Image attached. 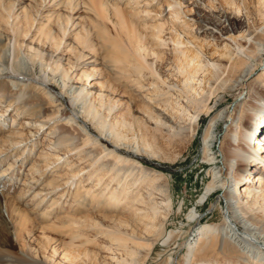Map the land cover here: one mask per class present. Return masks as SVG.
Here are the masks:
<instances>
[{
	"label": "rangeland",
	"instance_id": "1",
	"mask_svg": "<svg viewBox=\"0 0 264 264\" xmlns=\"http://www.w3.org/2000/svg\"><path fill=\"white\" fill-rule=\"evenodd\" d=\"M104 2L108 14L102 18L88 0H0L1 15L10 14L14 24H0V69L5 70L0 76V108L11 106L0 120V264H170L168 257L175 253L173 264H184L189 261L187 244L196 232L221 224L227 214L220 191L198 207L212 184L204 142L213 117L227 108L229 121L217 127L215 152L224 140L231 145L238 132L244 133L250 94L263 84L258 80L263 66L246 75L264 57V0ZM124 19L128 32L119 26ZM42 29L52 33L49 40ZM129 32L144 45L148 66L141 67L142 61L131 53L134 42ZM180 47L202 62L195 81L180 67ZM26 61L28 65L22 66ZM32 66L35 74L28 68ZM40 67L41 75L36 73ZM61 77H66L64 88L58 82ZM184 89L190 92L187 96ZM156 92L158 100L169 103L163 110L153 108L160 103L150 100ZM164 92L172 98L164 97ZM82 103L87 110L79 114ZM175 107L182 112L173 122L165 111L177 114ZM91 109L97 116L89 121L85 112ZM231 118L242 123L240 129L231 125ZM113 127L122 136L118 142L106 137ZM254 128L257 136L264 135V122L255 121ZM30 131L36 134L28 141ZM21 140L23 144L13 150L11 143ZM103 147L113 154L102 163L112 166L120 155L151 174L145 179L138 170L130 176L124 168L123 192L138 205L106 201L117 180L95 199L81 194L76 184L60 187L80 175L85 189L95 186V193L105 189L109 180L99 184L104 174L93 164L104 156ZM70 150L74 154L69 164L56 161V155ZM45 163H51L48 170ZM151 198L162 212L143 224L133 208L150 211ZM197 207L202 222L195 226L189 215ZM223 259L215 253L205 264Z\"/></svg>",
	"mask_w": 264,
	"mask_h": 264
},
{
	"label": "bare ground",
	"instance_id": "2",
	"mask_svg": "<svg viewBox=\"0 0 264 264\" xmlns=\"http://www.w3.org/2000/svg\"><path fill=\"white\" fill-rule=\"evenodd\" d=\"M88 1L91 3L93 11L99 17L103 18V17L107 16L106 14H108V5L106 4V2H104V0H98L97 3L94 0H88ZM174 6H177V4H175ZM174 6L169 5L168 7L171 9ZM114 11L116 13H118L119 16H121V12H119L118 10H115V9H114ZM11 17L12 16L10 14H8V17H5V16L1 15V13H0V24H4V26L14 25L13 21H12V24H10V20L12 19ZM118 22H119V26L121 27V29H123L125 32H128L126 30L127 24H126L125 19L123 21L119 20ZM127 22H128V20H127ZM69 23L70 22L68 19L66 22V25H68ZM159 29H160V27H159ZM42 33H43L42 34L43 36H44V34L46 35V40H49L50 37H52V33L48 32V31H46V33H45V29H42ZM127 35H128V37L132 36V39L134 42V43H132L130 41L132 44V45L130 44L131 53L133 55L137 56L138 59H140L142 61L141 63L140 62H137V63H140L141 67H145L144 65L148 66V64L146 63V58H145V52H144L145 50L143 47L144 45H142L141 42L139 41V39H137L134 36L135 35L134 33L131 34L129 32ZM175 35L179 36L178 32ZM181 38L182 37L180 36L179 39H181ZM156 39H160V36L157 35ZM155 41L158 42L157 40H155ZM180 44L183 45V43H180ZM181 47H180V49L177 50V53H178L179 59H180V64H181L180 67L183 69L187 78H191V79H193L195 77L197 78L198 76H196V75L198 73L196 75H195V73L202 65L201 60H199V57L197 55H195V54L193 55V52L191 55L190 52H189L190 53L189 54L187 51H184V49H182ZM26 65H28V61H26L25 63L22 64V66H26ZM210 66L212 68H215V69L218 68L219 69V67L215 63L210 64ZM262 66L264 68V57L261 58L259 65L257 66V69L253 70L252 72H249V74L246 76L250 77L253 73L258 71L259 68L263 69ZM28 68H30L31 72L32 73L34 72V74H35L36 69H34L33 66H32V68L31 67H28ZM23 70L25 71L26 67H24ZM38 70H39V68L37 69L36 73H38L39 75L43 74V69H41V67H40V70L39 71ZM199 71H201V70H199ZM199 71H197V72H199ZM4 72H5L4 69H0V76H3ZM259 72H261V74H260L258 80H259V83L262 82L263 84L257 89L258 92H256L255 95L250 94L249 104L246 107L248 114H249V118H248L249 121L247 122L246 126L244 127V133L238 132L240 135L237 137V139L232 138L231 145L229 144V141H228V143H226V140H224L220 145L221 146L220 151L215 152V144L218 141V134H219V133H217V127L220 123H223V124L228 123V121H229V108L225 109L224 111L220 112L219 114H216L213 117V123L210 125V127L208 129V132L206 135V140L204 142V144H205L204 154H205V161L207 162V164L210 167L209 175L212 178L211 179L212 184L205 191L204 195L199 199V201H198L199 206L198 207H200L206 201H208L210 196H212L213 193L220 191V192H222V197L226 200L227 214H226L225 218H223V221L221 222V224L218 223L217 225H214V226L207 225V226H205V228H201V229H199L198 232H196V235H194L193 238L190 240V243L187 244L189 261H186L184 264H205L206 263L205 259H207L208 256L210 257V255H213L215 253L221 254L224 259L221 263L220 262H214V264H239L240 262H245L244 264H264L262 262V260L264 259V135L262 134L260 136H257V133H258L257 128L256 129L254 128L255 121L260 120V122H264V117H262L264 115V70H260ZM67 74L68 73L65 72V75H67ZM94 75L95 74H93V76ZM241 77L244 79L245 76H241ZM189 81H191V80H189ZM58 82L63 88L66 87V77H61L60 79H58ZM189 83H191V82H189ZM235 83H237V81ZM183 86L184 87H182V88H185V85H183ZM141 88H142V86L139 87V89H141ZM185 89H184V91H185ZM191 89L189 88V90H191ZM79 91L80 92L78 94L81 95L82 90H79ZM168 92L163 93L164 97L170 98L172 96V94H169L170 92L169 93ZM186 92H187V90L185 91V93ZM188 93H190V92H187L186 96ZM159 95H160V92H156V95L154 96L155 99L152 96H150V100L152 101V103L155 104L156 102L160 101V100H158ZM199 95H200V93H199ZM198 96H197V98H198ZM203 99H202V101L204 103ZM197 100H196V102L198 103L201 99L198 101ZM189 102H190V100H189ZM196 102L191 104V106H193L194 104L197 105ZM187 103H188V101H187ZM166 104L168 105L169 103H166ZM171 104H172V102H171ZM115 105L116 104L114 102V106ZM163 105L165 107H167V105H165L164 103H162L160 101V103L157 104L156 106H154L153 108L156 110L157 109L163 110V107H164ZM10 107L11 106H7V107L2 106L0 108V120L9 111L8 109H10ZM101 107H102V105H101ZM193 107H195V106H193ZM170 108H171L170 111L172 112V110L174 108L173 107H170ZM175 108L177 109V114L175 111H173V112H175L174 114H172V113L170 114L169 111L167 112V110L165 111V109H164L165 114L167 115L166 118L168 117L169 119H172L173 122H174V119H176L175 116H177V115L179 116V114H181V112H182V108H179V107L178 108L175 107ZM86 110H87V107L85 106V103H82V107L79 108V110H77V112L79 114H82V112L86 111ZM184 111L186 112V110H184ZM85 113H86V120L87 119L88 120L89 119H95V117L97 116V112H94L93 109H91L89 111V113L88 112H85ZM184 114H186V113H184ZM158 115H159V113H158ZM181 117H183V116H181ZM188 117H189V119L191 118V116H188ZM188 117L187 118L185 117V118L188 119ZM226 117H227V119H226ZM154 118H156V117H154ZM177 118H179V117H177ZM149 120H152V119L149 118ZM160 121H161L160 118L157 120L155 119L156 125H159ZM195 122H198V121L195 120L194 123ZM36 124L37 123L34 124L35 127H36ZM68 124H70V121L68 122ZM102 124H103L102 121L98 120V122L96 123V126L100 127ZM231 125L232 126H238V128H239L242 126V123H241V125H237L235 119L231 118ZM256 125H257V123H256ZM72 126H74V125H72ZM25 127L27 128L29 126L24 125V128ZM160 127H162V126H160ZM35 134H36V132L30 131V137H29L28 141L31 140ZM232 135H235V133H233ZM72 137L70 136V138H72ZM106 137H111L114 139V141L118 142L122 136L120 134L116 133L115 128L113 127L112 130L109 132V135ZM89 139H90V137H89ZM68 140H69V138H68ZM91 140H92V138H91ZM23 142L24 141H22V140L21 141H15L14 143L12 142L10 146L12 147V149L17 148V147H19V145L23 144ZM93 142L95 143L96 146H98L97 140H93ZM85 148L86 147L84 146V148L82 150L80 149L79 151H84ZM47 149H49V148H47ZM102 149L104 150V153H103L104 156H101L99 159L95 160L96 163L94 162L93 164L94 165L97 164L96 167L98 169L97 171H99L98 173L102 174V172H103V174H104V176L102 178H100L99 184L103 180H105V181H106V179L109 180V182L107 181L108 183L106 182L107 184L105 186V189H102V190L98 191L97 193L93 192V191L98 190L95 186H94L93 190L85 189L84 186H80L81 181H79V178H78L80 175L73 176L71 179H68L65 183L60 185V187L62 186L64 188H66L69 186V183L74 184V185L76 184L75 187H77L80 190L81 194L84 193L85 197H87L91 194L92 195L91 197L95 199L96 197L99 198L101 196H104L106 189L108 187H110L109 185H111L112 182L117 180L118 185L115 187H113L114 185L111 186V188L109 190V194H106V195H108L106 197V201L110 202V203L120 204L123 202L125 203L126 201L129 200V201H132L133 203H135L137 200H133L130 197H127L128 192L126 193V195H125V192H123L125 189V188L123 189V185H125V183L123 184V182H121V180H120V179H125L123 177V171H125V169L127 168L126 171L129 172V175L131 174L130 176H132V175H134V173H133L134 171L139 170L141 176L146 175V177L144 176L145 179L149 178V176H151V174H148L146 168L142 164H140L139 162H136L134 160H130L128 158L121 157L120 155L119 156L117 155L114 158L115 160H114V163L112 162L113 163L112 166H110L109 164L102 163L101 160H104L106 158V156H109V154L110 155L113 154L112 151H110L104 147ZM71 151H73V150H70L66 153L64 152V154H62V155H60V154L56 155L55 156L56 161H60L61 159H65V160H67L66 162L68 163L70 161L69 158H71V156L74 154V153L69 154ZM79 151H78V153H79ZM49 154L52 155L51 153H49ZM219 161H221V163H222L221 166L218 165ZM45 164H46L45 168L48 170L49 167L51 166V163H48V164L45 163ZM74 165H75V163H74ZM10 168H12V167H10ZM36 172H38V171H36ZM82 172H84V171H82ZM75 173H76V171H75ZM90 174H91V172H90ZM93 175H95V174H93ZM75 180H77V181H75ZM135 184H136V182H134V184H132L131 187L133 188V185L135 186ZM96 186H97V184H96ZM60 187H58V188H60ZM58 188H56V190ZM148 189H150V187ZM164 190L165 189H163L162 191H164ZM69 191L70 190H68L66 192H69ZM132 191H134V190H132ZM150 191H152V189ZM145 193H146L147 197L152 196L151 192H145ZM64 194H65V192L60 196V199L62 197H64ZM164 194H166V191H164ZM142 197H145V195H143ZM139 199L140 198L138 197V201H139ZM141 199L143 200V198H141ZM148 200H149L148 202L150 204V211L147 210V212H144L145 210L142 211V209L133 208L134 214L136 215V217H138L139 221L142 222L143 224L150 223V221H154L159 215H161V212H162L161 210H159L160 206H159V204H157L155 202L156 200H152V198L148 199ZM163 204L160 203V205H163ZM167 204L168 203L165 202L166 206H168ZM136 205H138V204H136ZM198 207L196 208L195 212H191L189 215V221L195 222L196 223L195 226H198L202 222V219L200 218L201 216L198 217ZM211 207H212V205H211ZM195 226L193 229H195ZM175 254L169 255L168 262H170V264L174 263L175 258L172 259V257ZM255 258H259V259L255 260ZM227 260H228V262H226Z\"/></svg>",
	"mask_w": 264,
	"mask_h": 264
}]
</instances>
